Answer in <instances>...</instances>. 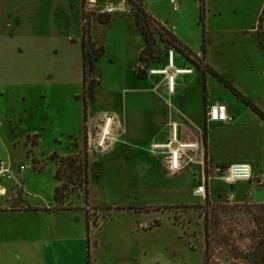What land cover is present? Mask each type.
Returning a JSON list of instances; mask_svg holds the SVG:
<instances>
[{
    "label": "rangeland",
    "instance_id": "obj_1",
    "mask_svg": "<svg viewBox=\"0 0 264 264\" xmlns=\"http://www.w3.org/2000/svg\"><path fill=\"white\" fill-rule=\"evenodd\" d=\"M176 2L178 9L173 10L169 0H144L152 16L190 51L193 62L172 47L176 61L197 67L196 82L177 77L176 88L185 89L180 98L153 99L148 91L130 83L120 39L104 37L105 50L119 54L114 66L107 58L98 63L102 75L91 106L95 115L119 111L122 123L125 120L132 130L126 141L136 152L141 149L132 146L148 145L154 134L156 106H161L160 114L168 121L181 125L182 140L198 141L200 132L188 125L202 128L208 105H226L233 120L205 127V145L208 132L214 158L227 164L249 162L256 177L233 188L215 182L212 195L206 198L217 203L223 199L216 193L232 192V204L261 203L264 120L211 72L264 113V34L257 32L260 17V30H264V0H203L201 20L198 0ZM142 43L136 39L130 45ZM94 67H85L86 87L91 82L95 85L86 76ZM186 93L185 119L181 108ZM131 97L134 101L128 103ZM83 132L79 46L65 38L46 39L35 48L32 43L27 47L22 38L0 40V159L12 170L10 179L0 180L4 189L0 194V264H202L205 198L193 195L196 182L190 176L168 178L162 173L155 178L152 162L142 151L126 160L119 159L118 149L113 157L90 163L102 154L86 151ZM52 152L59 156L86 152L90 164L87 198L80 188L68 184L71 193L56 210ZM21 165L24 168L18 171ZM232 213L221 216L228 233L216 241L210 264H250V215L243 207Z\"/></svg>",
    "mask_w": 264,
    "mask_h": 264
},
{
    "label": "crops",
    "instance_id": "obj_2",
    "mask_svg": "<svg viewBox=\"0 0 264 264\" xmlns=\"http://www.w3.org/2000/svg\"><path fill=\"white\" fill-rule=\"evenodd\" d=\"M87 7L89 8L90 12V36L92 41L98 46L102 45L104 48L103 43L104 37H118L121 41L122 52L120 53L122 56H126V66L129 68V72L131 73L130 79L131 84L134 86L138 85L142 87L144 90L148 91L153 99L159 100L163 99L162 96H166L165 93V87L162 76H156V75H149L147 73V69L149 67L157 66L160 67L165 64V53H161L160 59L158 60H149L148 62H142L139 63L138 56L140 51L144 47V41L140 33L136 29L135 25V19L133 14L130 11V7L128 3L125 0H107V2H102L99 0H84ZM176 1V0H175ZM178 2V1H177ZM176 2V3H177ZM110 4L115 9L113 13L110 14V20L107 23H102L98 19V15L103 10L104 4ZM179 3H177V6ZM146 7V5H145ZM147 10V9H146ZM148 11V10H147ZM149 12V11H148ZM151 15H153L152 12H149ZM156 19V17H154ZM158 21V19H156ZM160 22V21H158ZM161 23V22H160ZM162 24V23H161ZM166 30L170 31L169 28L162 24ZM264 32V30H261ZM171 32V31H170ZM172 33V32H171ZM177 39L178 36H176L174 33H172ZM14 38L23 39V43H27V47L30 48V45L32 43L33 47L40 45L42 42H44L46 39L51 38H65L68 40L70 44H75L79 46L80 51V60H81V49H80V41L82 38V0H0V40H13ZM138 39L139 41L142 39L143 43L139 45V47H135L130 45L131 42ZM105 48H107V43H105ZM101 56V58L94 62V68H97L98 63H100L102 60L107 58L108 64L114 66L116 62V55L119 53L113 52L109 53L107 52V49ZM126 54V55H125ZM145 63V65H143ZM175 64L178 67L182 66H190V64L183 62V61H176L175 57ZM140 67V70H142L144 77L143 78H137L134 71L137 67ZM194 71L191 74L187 75H181V80L185 79L187 81L191 80L193 83L197 80V74H196V68L194 65ZM93 68V69H94ZM91 70V69H90ZM83 71H82V64H81V81L83 82ZM102 72L99 71V76L95 78H89L92 81H95L94 90H93V97L90 100L86 101V112H85V120H83V127H85V124L88 128H91L94 125V121L98 119V117L101 115H95L97 111H94V107L91 106L96 101V93H95V87L98 85V80L101 77ZM110 79V78H109ZM111 80V79H110ZM112 81V80H111ZM143 83V84H141ZM142 85V86H141ZM185 89H178L176 88L175 93L171 95L173 99L180 98V95L184 93ZM168 98V96H166ZM187 98V93L183 97V105L181 108V112L186 119L187 113L184 111V103ZM134 99L131 97L128 100V103L133 102ZM126 102V101H125ZM90 105V107H89ZM156 112L153 118V124H154V134L148 143V145L139 147L138 145H133L132 148H140L141 151L144 153L145 159L148 161L150 160L152 164L150 165V169H153L154 167L156 176L154 174V177H158L159 173H162L164 176L168 178H174L176 176L184 177V179L188 178L190 176L192 180L195 183L194 187L199 183L200 181V167L197 164V161L195 163H191L188 166L182 168L178 173L175 175H170L167 172V169L162 161V159L158 156H155L150 152V144L153 141H162L166 137V131H167V116L165 114L162 115V121L160 124L155 123V119H158V115L161 113V106L155 108ZM103 114V113H102ZM115 114V115H114ZM114 114H110L114 118V122L112 124V131L115 134V141L111 145V149L108 153H100V152H91L96 155L102 154V156L99 159H95L91 161L90 163H96L97 161H100L101 159H104L105 157H113L115 154V151L118 149L121 150L119 154V159L123 158L126 160H130L132 156L134 155H140L139 150L136 152H133V150L130 148L131 145L129 144L127 139L128 132L132 131L131 128L129 129L127 125H129L125 120H123V123L120 119L121 114L119 111H117ZM232 115V114H231ZM119 118V119H118ZM233 120V115L231 116V120L228 122H225L229 124ZM210 123L213 122H204L203 125L207 127ZM123 127L121 128L120 126ZM194 131H199L201 133L202 128H197L193 125L190 126ZM130 127V126H129ZM181 133H183L181 129V125L179 124V135L181 138ZM35 136V135H34ZM36 137V136H35ZM201 138L199 137L198 141H189L186 142H197L200 143ZM185 141V140H183ZM105 153V154H104ZM104 154V155H103ZM204 154L205 159L207 161H210L214 164H227L224 161L220 159L214 158L210 151L209 146V137L207 132V143L204 146ZM195 159L197 160L198 157H200V151L196 152L194 154ZM143 159V158H142ZM144 161V159H143ZM149 162V161H148ZM244 162V161H243ZM249 163V162H247ZM252 167V174L253 177L255 176V170L253 169V165L249 163ZM90 165V164H89ZM89 173V171H88ZM215 182L220 181H213L210 185V196L212 195V186ZM222 183V182H220ZM223 184V183H222ZM241 183H238L236 185H240ZM225 185V184H224ZM235 185V186H236ZM193 187V190H194ZM1 188V186H0ZM218 196L221 193H216ZM194 195V194H193ZM222 196V195H221ZM241 197L243 195H240ZM237 197V194H236Z\"/></svg>",
    "mask_w": 264,
    "mask_h": 264
},
{
    "label": "trees",
    "instance_id": "obj_3",
    "mask_svg": "<svg viewBox=\"0 0 264 264\" xmlns=\"http://www.w3.org/2000/svg\"><path fill=\"white\" fill-rule=\"evenodd\" d=\"M130 11L134 16L135 25L137 31L143 38L144 47L140 51L138 56L139 63L148 62L149 60L160 59L161 53L166 54V50L169 47L175 48L179 53H181L188 61L193 62L190 58V51L182 45V43L166 28L158 22L147 10L144 4V0H125ZM199 2V19H203L204 15V4L203 0H198ZM87 5L84 0H82V38L80 41L81 49V64L82 71L84 74L85 67H92L94 62L98 61L104 53V48L102 45H96L92 41L90 36V12L86 10ZM264 12V9H263ZM98 19L102 23H107L110 20V14L100 12ZM261 17L258 23L257 32L261 35L264 34L261 29ZM202 30V49L204 50V44L206 37ZM162 45L165 49L162 50ZM264 50V44H261ZM202 50V51H203ZM137 78H143L144 74L140 67L138 66L135 71ZM211 75L216 78L225 88H227L231 93H233L237 98H239L245 105H247L252 111L258 114L264 120V113L258 109L251 101H249L245 96H243L238 90H236L227 80L221 77L215 72H211ZM92 81V80H90ZM94 84L91 82L87 87L85 86V81L83 79L82 89H83V120H85L86 112V101L92 99L93 97ZM205 120V112L203 114ZM205 126L203 125L201 129L202 142L205 146ZM205 156V154H204ZM51 160L55 162L54 179L57 185L53 191V201L55 203L53 209H61L62 204L66 198L70 195L71 189L67 186L70 184L75 188H80L85 199L88 194V171L89 162L86 152L82 154L79 152L73 156H59L56 152H52L50 155ZM233 188V186L231 187ZM219 196L218 198H221ZM245 208L247 213L250 215V222L252 227L249 230V240L251 241V251L247 259L250 264H264V201L261 203H249L245 202L242 204H228L223 201L217 203L208 202L205 197L204 205V252H203V263L210 264L209 260L211 258L210 252L212 254L214 250V245L217 240H223L226 238L228 231L223 229L224 226L221 221L222 215H235L232 213L236 208ZM15 207H12L13 209ZM22 206L15 209H20Z\"/></svg>",
    "mask_w": 264,
    "mask_h": 264
},
{
    "label": "built area",
    "instance_id": "obj_4",
    "mask_svg": "<svg viewBox=\"0 0 264 264\" xmlns=\"http://www.w3.org/2000/svg\"><path fill=\"white\" fill-rule=\"evenodd\" d=\"M173 10H177L178 6L175 0H169ZM89 8L87 7L86 10ZM110 4H104L102 13L111 14L115 11ZM165 64L157 67H149L147 73L149 75L162 76L166 96L175 93V80L179 76L191 74L194 71L192 64L190 66L178 67L175 64V53L171 47L166 50ZM165 97V96H164ZM170 104V102H167ZM207 122H228L230 115L228 108L223 104L208 105L205 112ZM113 116L109 113L101 114L96 120L92 128H88L86 132V149L87 152H107L115 139L112 131ZM200 143L186 142L180 139L179 124L176 121H169L167 124L166 137L162 141H153L150 144V152L162 159L167 172L175 175L182 168L191 163H195L200 167V181L194 187L193 194L195 196L205 198L210 195V185L213 181H220L226 186L234 187L238 183H249L253 179L252 167L247 162L214 164L207 161L204 156V145L200 133ZM200 151V157L195 159L194 154ZM23 165L18 167V171L23 169ZM12 170L8 163L0 159V180L10 179ZM4 189L0 188V194ZM223 202L232 204L234 202V194L232 192L225 193L222 196Z\"/></svg>",
    "mask_w": 264,
    "mask_h": 264
},
{
    "label": "water",
    "instance_id": "obj_5",
    "mask_svg": "<svg viewBox=\"0 0 264 264\" xmlns=\"http://www.w3.org/2000/svg\"><path fill=\"white\" fill-rule=\"evenodd\" d=\"M163 49H165V47L162 45V50ZM143 65H145V63H143ZM97 76H99V69L98 68H94V69L87 71V77L88 78H95ZM161 121H162V115L159 114L158 119H155V123L160 124Z\"/></svg>",
    "mask_w": 264,
    "mask_h": 264
},
{
    "label": "flooded vegetation",
    "instance_id": "obj_6",
    "mask_svg": "<svg viewBox=\"0 0 264 264\" xmlns=\"http://www.w3.org/2000/svg\"><path fill=\"white\" fill-rule=\"evenodd\" d=\"M86 76H87V72H86ZM83 129H84V132H83V143H84V146H85V148H86V132H87V130H85V127H83ZM86 151H87V149H86Z\"/></svg>",
    "mask_w": 264,
    "mask_h": 264
}]
</instances>
